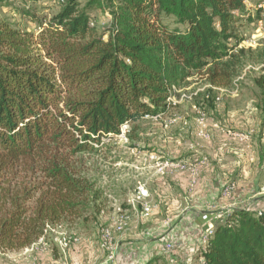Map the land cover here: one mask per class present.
<instances>
[{
  "label": "trees",
  "instance_id": "obj_1",
  "mask_svg": "<svg viewBox=\"0 0 264 264\" xmlns=\"http://www.w3.org/2000/svg\"><path fill=\"white\" fill-rule=\"evenodd\" d=\"M246 2L63 0L55 14L26 13L34 30L0 19V254L96 209L83 157L101 154L125 125L166 117L190 79L211 87L197 97L213 107L214 89L231 87L253 60L239 49L252 20ZM94 11L111 16L107 30ZM201 255L204 264H264V212H231Z\"/></svg>",
  "mask_w": 264,
  "mask_h": 264
},
{
  "label": "crops",
  "instance_id": "obj_2",
  "mask_svg": "<svg viewBox=\"0 0 264 264\" xmlns=\"http://www.w3.org/2000/svg\"><path fill=\"white\" fill-rule=\"evenodd\" d=\"M253 31L251 40L239 45V49L252 50L253 60L244 70L248 66L253 69L247 74L243 70L231 87L214 90L213 107L193 105L198 118L200 113L208 117L210 139L199 136L198 122L194 128L182 118H169L181 108V102L166 116L173 123L165 128L163 141L155 142L145 153V157L153 154L161 161L200 162L195 184L188 172L158 175L156 164L146 157L151 173L145 174L146 180L139 186L145 187L147 196L136 210L142 213L146 207L149 212L144 218L135 217L125 232L115 237L112 259L111 252L100 247L98 230L63 226L51 232L56 234L52 239L6 254L10 264H147L157 257L166 258L163 250L169 246L176 264L203 262V235L208 227L201 220L203 213L264 212V40ZM189 82L187 90L204 87L196 78ZM179 121L189 128H173ZM212 123L221 130H214ZM65 236L77 238L78 243L65 245Z\"/></svg>",
  "mask_w": 264,
  "mask_h": 264
},
{
  "label": "rangeland",
  "instance_id": "obj_3",
  "mask_svg": "<svg viewBox=\"0 0 264 264\" xmlns=\"http://www.w3.org/2000/svg\"><path fill=\"white\" fill-rule=\"evenodd\" d=\"M88 1L79 0L82 6L86 5ZM247 2L248 13L252 20L244 22L241 34L244 40L250 41L251 33L254 32L253 30L258 25L259 20L262 19L261 15H257L261 2L260 0H247ZM59 3V0H3V5H0V19L9 20L22 30H34L37 24L33 23L26 13L38 16L45 13L55 14L60 7ZM92 14L94 24L100 32L110 27L111 16L108 13L94 11ZM173 22L171 18H164V23L171 28L175 27ZM198 88L199 86H193L188 92L193 93L202 89ZM194 104L197 106L202 105V98L199 96L190 101L184 100L181 103V108L175 110L171 116L169 115V118H177L178 120L182 118L181 120L187 121L188 126H194L195 128L198 112L193 108ZM167 119L166 117V119L163 118L158 122L145 119V121L135 126H129L130 132L127 142L113 137L105 140V147L102 149L101 154L83 157V172L93 184L94 192L99 193L100 199L96 202V209L88 210L80 220L65 226L76 227L77 229L88 226L89 230L95 233L98 230L101 235L102 229L112 226L122 214L131 216V222L135 217H138L139 214L136 215L137 213L133 211L129 201L135 196L138 186L146 180L145 174L151 173V171H148L147 163L144 162V159H146L145 153L148 149L152 150L149 147L155 142L160 143L163 141L162 136L166 132L165 128H170L168 126L170 120ZM188 126H185L183 121H179L173 128H189ZM71 232L77 233L72 230ZM71 232L68 233L72 234ZM55 236L56 234L51 233L48 237L52 239ZM157 258L160 259L156 264H169L168 258ZM10 262L6 254H0V264H10ZM192 264H204V262H200L198 259Z\"/></svg>",
  "mask_w": 264,
  "mask_h": 264
},
{
  "label": "built area",
  "instance_id": "obj_4",
  "mask_svg": "<svg viewBox=\"0 0 264 264\" xmlns=\"http://www.w3.org/2000/svg\"><path fill=\"white\" fill-rule=\"evenodd\" d=\"M60 2H63V0H59ZM260 5L258 7V10L263 9L264 10V0H260ZM248 2H246L247 4ZM262 19L259 20L258 25L255 28V35H257L260 39L264 40V13H262ZM252 66H248L245 68V74H247L250 70H252ZM243 76V75H242ZM211 88L209 86H204L201 90H197L196 92L189 93L188 90H175L177 94H180V98L177 99L176 97H172L169 99V103L173 105L180 104L184 100H193L194 97H197L199 93L202 91L204 92L205 89ZM214 90H223V89H214ZM208 99V97H206ZM218 101V100H217ZM146 119H150L152 121L158 122L161 121L163 118L161 116L157 117H149L147 116ZM198 126L200 127L199 136L203 139L209 140L210 139V133L208 130L209 126V119L208 117L200 113L199 118L197 120ZM173 121L169 122V125L172 124ZM212 128L214 130H221L220 126L216 123H212ZM129 125H125L121 128L120 135L116 136L117 138H120L121 140H124L125 142L128 141V134H129ZM239 136V135H235ZM147 159H149L150 162H153L156 164V171L158 175L165 176L170 172H188L192 176L193 183H196L198 172H199V166L201 165L200 162L192 163V164H184L180 162H171V161H161L157 156L155 155H147ZM233 187L231 188V190ZM147 196V192L145 190V187L143 185L139 186L137 195L133 200H130V205L132 206L133 210L136 215H138L139 218H144L145 215L149 212L148 208L144 207V210L142 213H138L137 204L141 203L143 199ZM230 214V213H229ZM227 213H222L218 211H207L203 213L201 216V220L205 225H207V230L203 235L204 242L206 243L210 238L214 236L215 229L218 225H221L225 222L226 218L229 216ZM135 217V215L133 214ZM131 222V216L128 214H122L119 216V218L115 221V223L110 227H105L101 231L100 235V247L104 251L111 252V259L113 258V241L117 235L123 234L127 227L129 226ZM43 240V239H42ZM41 241V240H40ZM71 243H78V239L75 237H68L65 236L64 238V244L69 245ZM163 255L169 259V264H176V260L173 256V248L171 246L165 248L163 250Z\"/></svg>",
  "mask_w": 264,
  "mask_h": 264
}]
</instances>
